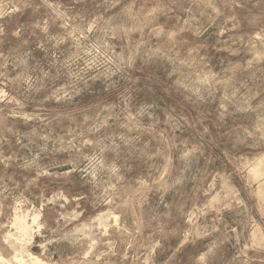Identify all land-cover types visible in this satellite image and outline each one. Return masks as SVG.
Returning a JSON list of instances; mask_svg holds the SVG:
<instances>
[{
	"label": "rangeland",
	"instance_id": "1",
	"mask_svg": "<svg viewBox=\"0 0 264 264\" xmlns=\"http://www.w3.org/2000/svg\"><path fill=\"white\" fill-rule=\"evenodd\" d=\"M34 258L264 264V0H0V264Z\"/></svg>",
	"mask_w": 264,
	"mask_h": 264
},
{
	"label": "bare ground",
	"instance_id": "2",
	"mask_svg": "<svg viewBox=\"0 0 264 264\" xmlns=\"http://www.w3.org/2000/svg\"><path fill=\"white\" fill-rule=\"evenodd\" d=\"M27 216V215H25ZM24 215L23 216H20L16 219V225L17 227L19 228V230L27 233L29 230H30V226L28 224V221H27V217H25ZM34 223L36 222V218H34L32 220ZM31 221V222H32ZM32 224V223H31ZM24 233V234H25ZM34 257V256H33ZM19 261V260H18ZM33 261L35 262V264H41V261L38 259V258H34ZM21 262V261H20ZM25 264V263H24Z\"/></svg>",
	"mask_w": 264,
	"mask_h": 264
}]
</instances>
